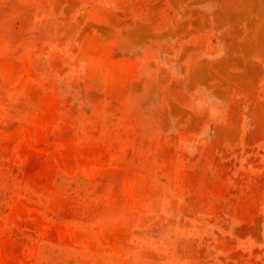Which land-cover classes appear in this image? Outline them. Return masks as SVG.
Masks as SVG:
<instances>
[{"label": "rangeland", "instance_id": "rangeland-1", "mask_svg": "<svg viewBox=\"0 0 264 264\" xmlns=\"http://www.w3.org/2000/svg\"><path fill=\"white\" fill-rule=\"evenodd\" d=\"M0 264H264V0H0Z\"/></svg>", "mask_w": 264, "mask_h": 264}]
</instances>
